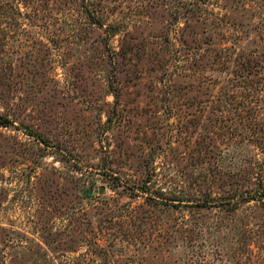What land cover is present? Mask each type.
Returning <instances> with one entry per match:
<instances>
[{"label":"rangeland","instance_id":"1","mask_svg":"<svg viewBox=\"0 0 264 264\" xmlns=\"http://www.w3.org/2000/svg\"><path fill=\"white\" fill-rule=\"evenodd\" d=\"M0 264H264V0H0Z\"/></svg>","mask_w":264,"mask_h":264}]
</instances>
